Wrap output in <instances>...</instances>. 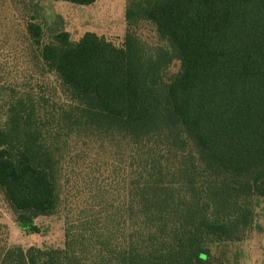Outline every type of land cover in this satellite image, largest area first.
I'll list each match as a JSON object with an SVG mask.
<instances>
[{"label": "trees", "instance_id": "1", "mask_svg": "<svg viewBox=\"0 0 264 264\" xmlns=\"http://www.w3.org/2000/svg\"><path fill=\"white\" fill-rule=\"evenodd\" d=\"M30 13L26 39L65 98L50 123L71 128L80 115L124 144L131 204L124 264H158L149 260L168 253L169 264H211V245L243 240L251 199L264 197V0H125L121 47L90 32L72 42L58 26L45 40L43 16ZM142 23L160 45L139 37ZM175 61L179 69L169 74ZM10 91L0 109V192L18 227L38 234L34 221L59 206V156L49 120L33 114L40 101ZM171 150L172 186L182 190L173 232L145 197L156 170L164 183ZM97 238L91 245L69 236L64 250L12 247L0 264H68L65 252L72 264H95L103 255Z\"/></svg>", "mask_w": 264, "mask_h": 264}, {"label": "rangeland", "instance_id": "2", "mask_svg": "<svg viewBox=\"0 0 264 264\" xmlns=\"http://www.w3.org/2000/svg\"><path fill=\"white\" fill-rule=\"evenodd\" d=\"M22 2L0 0V109L4 108L11 89L31 95L37 103L40 101L41 105L33 114L39 120H49L48 128L54 134L52 138L59 156V206L53 215L34 221L38 234H28L15 223L0 192V260L12 247L64 250L69 236L91 242L100 235L101 238L96 239L97 249L103 255L95 264H124L131 207L124 144L96 131L80 115L71 128L60 126L57 129L59 124L50 123L59 119L55 109L65 104V98L56 77L42 70L34 58L24 33V19L31 11L36 12L37 18L43 16L45 40L50 37L49 29L58 26L69 34L72 42L90 32L121 47L126 31L125 0H96L91 6L54 0ZM136 33L150 46L161 44L149 23H142ZM178 69L179 63L173 62L169 74H175ZM177 160L178 153L171 150L163 163L164 183L157 184L156 170V184H149L145 193L149 204L161 210L167 230L172 232L178 220L177 204L182 192L180 186H172L171 181ZM250 207L253 224L245 238L240 242L211 245V264L264 263V197H253ZM93 240L91 245H94ZM157 241L163 252L170 249L171 245L162 238L158 237ZM168 254L161 261H149L169 264ZM62 258V263L72 264L69 252Z\"/></svg>", "mask_w": 264, "mask_h": 264}]
</instances>
